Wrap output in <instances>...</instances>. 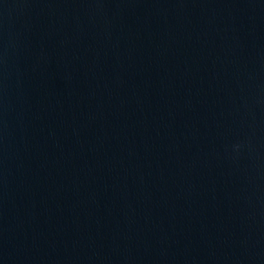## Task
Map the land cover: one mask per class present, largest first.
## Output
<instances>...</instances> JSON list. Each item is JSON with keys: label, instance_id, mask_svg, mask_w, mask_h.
Returning <instances> with one entry per match:
<instances>
[{"label": "water", "instance_id": "1", "mask_svg": "<svg viewBox=\"0 0 264 264\" xmlns=\"http://www.w3.org/2000/svg\"><path fill=\"white\" fill-rule=\"evenodd\" d=\"M0 264H264V0H0Z\"/></svg>", "mask_w": 264, "mask_h": 264}]
</instances>
